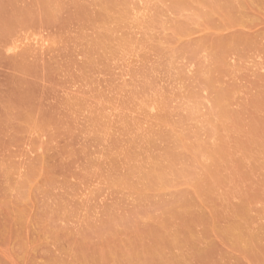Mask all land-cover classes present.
<instances>
[{"label":"rangeland","instance_id":"1","mask_svg":"<svg viewBox=\"0 0 264 264\" xmlns=\"http://www.w3.org/2000/svg\"><path fill=\"white\" fill-rule=\"evenodd\" d=\"M95 236L264 264V0H0V264Z\"/></svg>","mask_w":264,"mask_h":264},{"label":"crops","instance_id":"2","mask_svg":"<svg viewBox=\"0 0 264 264\" xmlns=\"http://www.w3.org/2000/svg\"><path fill=\"white\" fill-rule=\"evenodd\" d=\"M93 238L97 241L91 243L96 245L98 252L84 255L74 261H79L81 264H151V260L146 257L144 250L138 256L127 252L129 248L123 245H127L129 242L122 241V239H129L130 236H114L115 239H121V241L115 242L107 241L113 239L111 236H95ZM138 249L142 248L138 247Z\"/></svg>","mask_w":264,"mask_h":264}]
</instances>
